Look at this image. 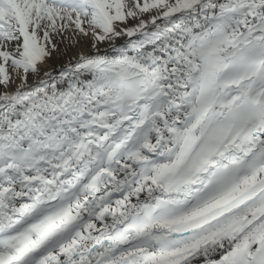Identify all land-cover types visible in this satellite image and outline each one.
Returning <instances> with one entry per match:
<instances>
[{
    "label": "snow or ice",
    "instance_id": "6c2138e0",
    "mask_svg": "<svg viewBox=\"0 0 264 264\" xmlns=\"http://www.w3.org/2000/svg\"><path fill=\"white\" fill-rule=\"evenodd\" d=\"M0 264H264V0H0Z\"/></svg>",
    "mask_w": 264,
    "mask_h": 264
},
{
    "label": "bare ground",
    "instance_id": "6f19581e",
    "mask_svg": "<svg viewBox=\"0 0 264 264\" xmlns=\"http://www.w3.org/2000/svg\"><path fill=\"white\" fill-rule=\"evenodd\" d=\"M57 43L59 51L48 58L47 63L43 65V67L53 71H57L62 64L66 63L71 57L78 53V49L76 47H70L67 41L60 42L58 39ZM31 80L32 77L30 76L29 82H31Z\"/></svg>",
    "mask_w": 264,
    "mask_h": 264
},
{
    "label": "rangeland",
    "instance_id": "374dc122",
    "mask_svg": "<svg viewBox=\"0 0 264 264\" xmlns=\"http://www.w3.org/2000/svg\"><path fill=\"white\" fill-rule=\"evenodd\" d=\"M30 77V76H29Z\"/></svg>",
    "mask_w": 264,
    "mask_h": 264
}]
</instances>
